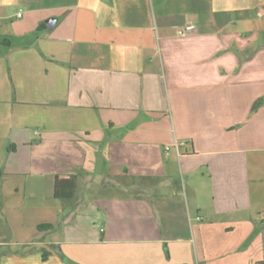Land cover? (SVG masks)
Returning a JSON list of instances; mask_svg holds the SVG:
<instances>
[{
    "label": "crops",
    "instance_id": "0c3cea01",
    "mask_svg": "<svg viewBox=\"0 0 264 264\" xmlns=\"http://www.w3.org/2000/svg\"><path fill=\"white\" fill-rule=\"evenodd\" d=\"M263 183L264 0H0V264H264Z\"/></svg>",
    "mask_w": 264,
    "mask_h": 264
},
{
    "label": "trees",
    "instance_id": "16d2710c",
    "mask_svg": "<svg viewBox=\"0 0 264 264\" xmlns=\"http://www.w3.org/2000/svg\"><path fill=\"white\" fill-rule=\"evenodd\" d=\"M76 186V175L73 174H56L54 177V196L69 198ZM43 226L49 227L50 225H39V228ZM256 264H263L259 261Z\"/></svg>",
    "mask_w": 264,
    "mask_h": 264
},
{
    "label": "built area",
    "instance_id": "2783aa9c",
    "mask_svg": "<svg viewBox=\"0 0 264 264\" xmlns=\"http://www.w3.org/2000/svg\"><path fill=\"white\" fill-rule=\"evenodd\" d=\"M20 15V14H18ZM193 28V25H186L183 28L178 30V35L185 36L191 29ZM175 149L177 150V143L174 145ZM168 147H166L167 149Z\"/></svg>",
    "mask_w": 264,
    "mask_h": 264
},
{
    "label": "water",
    "instance_id": "95a60500",
    "mask_svg": "<svg viewBox=\"0 0 264 264\" xmlns=\"http://www.w3.org/2000/svg\"><path fill=\"white\" fill-rule=\"evenodd\" d=\"M56 22V18H49L45 21L48 28H52Z\"/></svg>",
    "mask_w": 264,
    "mask_h": 264
},
{
    "label": "rangeland",
    "instance_id": "374dc122",
    "mask_svg": "<svg viewBox=\"0 0 264 264\" xmlns=\"http://www.w3.org/2000/svg\"><path fill=\"white\" fill-rule=\"evenodd\" d=\"M131 181H139V176H130V178H129ZM262 186H264V183H263V185Z\"/></svg>",
    "mask_w": 264,
    "mask_h": 264
}]
</instances>
